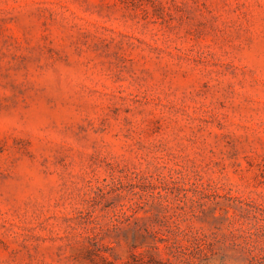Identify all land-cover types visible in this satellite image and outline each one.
<instances>
[{
  "label": "rangeland",
  "instance_id": "374dc122",
  "mask_svg": "<svg viewBox=\"0 0 264 264\" xmlns=\"http://www.w3.org/2000/svg\"><path fill=\"white\" fill-rule=\"evenodd\" d=\"M0 264H264V0H0Z\"/></svg>",
  "mask_w": 264,
  "mask_h": 264
}]
</instances>
